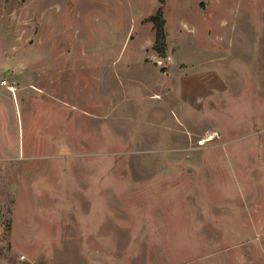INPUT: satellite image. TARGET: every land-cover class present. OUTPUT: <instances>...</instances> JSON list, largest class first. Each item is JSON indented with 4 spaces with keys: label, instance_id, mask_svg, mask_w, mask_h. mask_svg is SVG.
Returning <instances> with one entry per match:
<instances>
[{
    "label": "rangeland",
    "instance_id": "obj_1",
    "mask_svg": "<svg viewBox=\"0 0 264 264\" xmlns=\"http://www.w3.org/2000/svg\"><path fill=\"white\" fill-rule=\"evenodd\" d=\"M0 264H264V0H0Z\"/></svg>",
    "mask_w": 264,
    "mask_h": 264
},
{
    "label": "trees",
    "instance_id": "obj_2",
    "mask_svg": "<svg viewBox=\"0 0 264 264\" xmlns=\"http://www.w3.org/2000/svg\"><path fill=\"white\" fill-rule=\"evenodd\" d=\"M151 20L153 21L156 30L154 49L160 56L165 57L167 56L168 43L167 33L165 30L166 21L164 18L163 9L160 8L157 14L151 17Z\"/></svg>",
    "mask_w": 264,
    "mask_h": 264
}]
</instances>
